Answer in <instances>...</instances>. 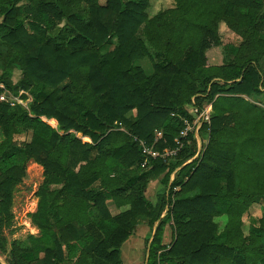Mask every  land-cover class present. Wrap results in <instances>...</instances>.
Returning a JSON list of instances; mask_svg holds the SVG:
<instances>
[{
  "label": "trees",
  "instance_id": "16d2710c",
  "mask_svg": "<svg viewBox=\"0 0 264 264\" xmlns=\"http://www.w3.org/2000/svg\"><path fill=\"white\" fill-rule=\"evenodd\" d=\"M149 1L0 0V95L32 96L29 110L0 102L6 264H123L140 217L154 232L146 264H264V216L249 236L243 230L264 196V182L255 180L264 169L234 147L239 132L253 141L261 125L245 106L264 108V0H176L153 17ZM221 23L242 43L225 45L223 64L211 66L207 52L223 45ZM145 58L151 75L136 65ZM207 105L213 113L199 133L200 156L192 132L176 157L142 167L140 141L161 154L174 149L184 118L194 119L190 107ZM31 161L44 176L29 216L40 237L10 242L14 193ZM152 180L165 188L155 201L145 194ZM109 202L126 210L113 216Z\"/></svg>",
  "mask_w": 264,
  "mask_h": 264
},
{
  "label": "rangeland",
  "instance_id": "374dc122",
  "mask_svg": "<svg viewBox=\"0 0 264 264\" xmlns=\"http://www.w3.org/2000/svg\"><path fill=\"white\" fill-rule=\"evenodd\" d=\"M176 6V0H150L149 6L147 9V15L149 17H153L161 11L171 9ZM62 25V24H61ZM60 25V26H61ZM64 26L61 29L64 30ZM220 34L222 37L223 45L217 48L210 49L207 52L208 63L211 66H221L224 61V46L227 44H232L235 46H239L242 43V39L230 31L224 23H221L219 26ZM139 37L144 38L142 31L139 33ZM117 40V39H116ZM109 49V48H107ZM110 50V49H109ZM108 50V51H109ZM112 51V50H111ZM153 56H155V52L151 49ZM137 66L143 68L147 75L153 74L152 62L150 59L145 58L138 62H136ZM260 67L262 72L264 73V59L260 63ZM209 106V105H207ZM206 106V107H207ZM257 113L260 117V129L257 131L258 133L254 135L253 141H246V137L249 136L243 133H238L236 136V141L234 147L237 150L243 151V156L247 158V156H253L258 158V168L264 169V140L257 139L256 136L263 137L264 135V111L262 109V104L255 102V106H245ZM193 110V107H190V111ZM213 109L210 112L212 115ZM263 120H262V119ZM55 125L57 128V124L55 121L50 122ZM200 136V135H199ZM78 138L82 139L83 137L78 134ZM82 137V138H81ZM85 138V137H84ZM82 139L85 143H90V141H86ZM27 139H29L27 137ZM202 140V137H201ZM208 142V137H205L204 143ZM206 145V144H205ZM204 150V149H203ZM248 174L244 172L243 176L238 177V184H245V179ZM257 183L262 180L264 182V170L256 172ZM172 179V178H171ZM44 181L43 176V168L38 164L31 161L27 165V173L23 182L17 186L14 193V202L12 213L14 215V219L10 229L5 231L8 240L11 242L13 240H26L30 235H34L36 237H40V231L37 227H35L30 219V214L37 211L39 199L36 195L39 187L42 185ZM154 184H150L147 192V197L151 201H155L157 198V194L165 189L159 182H153ZM264 216V196L257 197L253 205L249 208L248 213L243 217V230L246 236L250 235V231L254 227L259 226V219ZM52 221L55 220V216L51 217ZM219 222V230L223 229L225 218L217 219ZM154 234L145 224L142 225L132 238L128 240V242L122 248V263L123 264H145L148 256V247L150 246ZM173 230L170 225L166 227L163 236V243L171 246L173 241ZM42 257V254H40ZM0 263H5V257L0 255Z\"/></svg>",
  "mask_w": 264,
  "mask_h": 264
},
{
  "label": "built area",
  "instance_id": "2783aa9c",
  "mask_svg": "<svg viewBox=\"0 0 264 264\" xmlns=\"http://www.w3.org/2000/svg\"><path fill=\"white\" fill-rule=\"evenodd\" d=\"M1 88H4L2 85ZM23 95L27 96V99L23 98ZM31 97L26 92H21L20 95L16 96L9 91H6L5 94L0 95V102L8 103L11 106L21 105L24 108L29 110V103H31ZM194 102V101H193ZM212 110V105L204 107V109H200L198 107H193L191 111L194 119L190 121L187 118H184L185 129H183L180 135L175 139L176 147L172 150L166 149L163 154L159 152H155L152 148L148 147L144 141H140V146L142 148L143 154L145 156L144 162L142 163V167H147L149 165L150 159L164 158V157H176L178 153L184 149L185 147V139L189 135V133L194 132L198 141V154L197 157L200 156L203 152V141L201 140L199 133L204 123H210V112ZM163 136L162 132H157L156 137L161 139ZM137 140V139H136ZM174 179V175L172 176V180Z\"/></svg>",
  "mask_w": 264,
  "mask_h": 264
},
{
  "label": "crops",
  "instance_id": "0c3cea01",
  "mask_svg": "<svg viewBox=\"0 0 264 264\" xmlns=\"http://www.w3.org/2000/svg\"><path fill=\"white\" fill-rule=\"evenodd\" d=\"M64 25V23L60 26V27H62ZM65 29V28H64ZM116 45H117V40H116V38H114L113 40H111V42H109L103 49H102V54L103 55H105V54H107V53H109V52H111V50H113L115 47H116ZM107 48H109V49H107ZM109 50V51H108ZM29 94V93H28ZM30 95V94H29ZM30 97H31V100H32V96L30 95ZM44 121H46L47 123H49V121H56V120H47V119H43ZM57 126H58V123H57ZM56 128V127H55ZM77 136H78V134H76ZM81 135V134H80ZM82 136V135H81ZM83 137V136H82ZM81 137V138H82ZM84 138V137H83ZM82 138V139H83ZM85 138H88V137H85ZM89 139V141L91 142V139L90 138H88ZM153 182H159V180H152L151 182H150V184H154ZM150 184L148 185V188H147V190L146 191H148V189H149V186H150ZM179 190V188H177L176 189V191H178ZM146 194V196H147V192L145 193ZM108 207H109V209H110V211H111V213H112V215L113 216H117L118 214H120V213H122L124 210H126V208H121V209H119V208H117L116 207V205L113 203V202H109L108 203ZM146 225L147 227H149L148 226V219H146V218H144V217H140V218H138L137 219V224H136V230H138L142 225ZM136 230H135V233H136ZM134 233V234H135ZM153 234H154V232H153ZM134 236V235H133ZM132 236V237H133ZM131 237V238H132ZM164 245H166L165 243H164ZM168 246V245H167ZM146 264V263H145Z\"/></svg>",
  "mask_w": 264,
  "mask_h": 264
}]
</instances>
